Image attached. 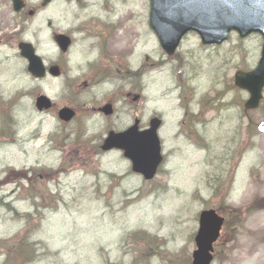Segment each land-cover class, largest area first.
I'll return each mask as SVG.
<instances>
[{"label":"rangeland","instance_id":"obj_1","mask_svg":"<svg viewBox=\"0 0 264 264\" xmlns=\"http://www.w3.org/2000/svg\"><path fill=\"white\" fill-rule=\"evenodd\" d=\"M24 1L15 14L0 0V264L10 253L7 264H191L208 209L226 219L213 264H264V209H250L264 199V90L245 112L249 94L233 82L256 68L261 36L232 33L218 47L192 33L170 58L149 28L150 0ZM57 34L74 38L69 54ZM20 42L62 75L32 78ZM39 95L52 111L37 112ZM108 102L112 117L93 111ZM63 106L78 113L69 124ZM153 117L166 163L145 182L100 147Z\"/></svg>","mask_w":264,"mask_h":264},{"label":"water","instance_id":"obj_2","mask_svg":"<svg viewBox=\"0 0 264 264\" xmlns=\"http://www.w3.org/2000/svg\"><path fill=\"white\" fill-rule=\"evenodd\" d=\"M15 11L23 8L22 0H12ZM52 0H45L44 5ZM150 26L159 37L163 49L172 55L182 37L189 31L197 32L205 45H220L228 39L230 31L235 30L241 38L252 33H260L264 38V0H151ZM61 50L66 52L69 40L65 36L56 39ZM21 55L30 65L28 71L35 78H44L46 69L42 60L35 55L31 45L20 44ZM58 76L55 68L50 70ZM235 85L250 94L246 110L258 108L264 87V45L261 60L256 70L250 73L239 72L235 76ZM38 110H48L50 101L41 96L37 99ZM106 115L112 113L111 106L102 110ZM74 116L70 109L59 113L60 119L68 122ZM160 121L153 120L151 129L139 133L138 121L134 127L120 134L110 133L102 149L108 151L119 149L132 161L133 171L151 180L162 163L160 141L157 130ZM224 219L213 210L200 215L199 232L196 236L197 250L193 254L192 264H211L214 251L213 244L220 235Z\"/></svg>","mask_w":264,"mask_h":264},{"label":"trees","instance_id":"obj_3","mask_svg":"<svg viewBox=\"0 0 264 264\" xmlns=\"http://www.w3.org/2000/svg\"><path fill=\"white\" fill-rule=\"evenodd\" d=\"M15 175V177H17V178H23V177H25L26 176V174L25 173H15L14 174ZM16 255H18V258H19V260L20 259H22L23 257H24V255H23V253H20L19 251H13ZM11 257H12V255H11V253L8 255V258H7V260L9 261L10 259H11ZM14 257V256H13ZM18 258H12L13 259V261L14 260H16V259H18Z\"/></svg>","mask_w":264,"mask_h":264}]
</instances>
